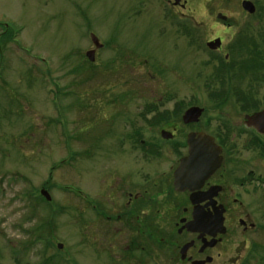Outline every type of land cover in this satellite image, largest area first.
I'll return each mask as SVG.
<instances>
[{"label":"rangeland","instance_id":"obj_1","mask_svg":"<svg viewBox=\"0 0 264 264\" xmlns=\"http://www.w3.org/2000/svg\"><path fill=\"white\" fill-rule=\"evenodd\" d=\"M171 2L0 0V264L40 260L42 246L31 245L41 227L54 243H78L79 190L96 195L99 173L108 178L115 164L94 145L106 126V149L121 131L113 101H128L124 114L134 116L151 101L167 113L179 100L194 103L205 108L199 126L213 133L256 109L238 101L262 105L264 53L253 49L264 47L263 10L249 17L241 0H189L183 12ZM92 34L106 44L93 62ZM217 36L222 46L206 47ZM220 59L229 73L215 74Z\"/></svg>","mask_w":264,"mask_h":264},{"label":"flooded vegetation","instance_id":"obj_2","mask_svg":"<svg viewBox=\"0 0 264 264\" xmlns=\"http://www.w3.org/2000/svg\"><path fill=\"white\" fill-rule=\"evenodd\" d=\"M188 1L168 0L173 11L183 12ZM242 2L249 17L257 16L258 7L264 12L253 1L255 11L249 12ZM189 17L193 23V13ZM217 18L232 25L223 12ZM243 34L237 48L245 54ZM217 38L222 42L218 36L213 40ZM190 39L193 44V26ZM91 42L95 56L106 46ZM259 49H253L255 55L264 53V47ZM113 103L121 131L106 149V126L94 145L112 151L115 164L108 178L99 173L96 195L79 190L78 243H54L41 227L31 245L42 246L34 264H264V132L248 118L264 110V101L261 106L259 101H238L256 109L243 111L238 121L221 120L215 133L199 126L205 111L197 121L184 122L185 110L194 103L182 110L179 100L168 115L160 110L165 102L151 101L136 116L124 114L128 101ZM211 138L221 148V163L214 170L193 158V145H208Z\"/></svg>","mask_w":264,"mask_h":264},{"label":"water","instance_id":"obj_3","mask_svg":"<svg viewBox=\"0 0 264 264\" xmlns=\"http://www.w3.org/2000/svg\"><path fill=\"white\" fill-rule=\"evenodd\" d=\"M176 2H179V0H176ZM242 5H243V8L249 12L255 11L254 3L250 0H243ZM219 18H224V17L219 15ZM91 37H92V40L96 46H102L96 35L92 34ZM221 43H222L221 39L217 38L215 40L208 42L207 45L211 49H216V48L221 46ZM87 57L89 58L90 61H92V62L95 61V50H89L87 52ZM203 111H204V109L201 107H198V106L190 107L189 109H187L184 112V115H183L184 122L190 123L192 121H197L201 117ZM248 118L251 120V123L254 124L260 132H262V133L264 132V110L257 112L251 116H248ZM166 134H169V133L165 132L164 135H166ZM202 140H207V138L202 139ZM189 142H190V140H189ZM210 147L213 150V153H211V154H210V151H208L209 149H207ZM220 149L221 148L218 145H216L214 143V140L211 138V140H209L208 145H203V144L202 145H197V144L193 145V156H194L193 158H196L197 161H195V162L199 166H206V167H209L210 170L211 169L214 170V169L218 168L220 166V163H221V157L219 156ZM197 156H204V157H201V158H204V160L201 159V161H198L199 157H197ZM187 160H188V158H187ZM185 162L186 161L183 160L182 164H184ZM41 194L46 199H48V200L51 199V196L47 190H45V189L41 190Z\"/></svg>","mask_w":264,"mask_h":264},{"label":"trees","instance_id":"obj_4","mask_svg":"<svg viewBox=\"0 0 264 264\" xmlns=\"http://www.w3.org/2000/svg\"><path fill=\"white\" fill-rule=\"evenodd\" d=\"M220 61H221V65L219 66V68H218L219 70L215 74L222 75L223 74L222 72L225 71V69H226L227 73H229L230 68L227 67L226 63L224 64L223 59H220ZM220 98H223V96H221ZM211 99H213V97ZM184 108L185 107L183 105V102L181 101V109L183 110ZM165 114H168V113L166 112Z\"/></svg>","mask_w":264,"mask_h":264}]
</instances>
